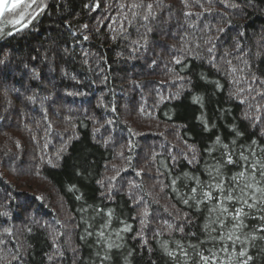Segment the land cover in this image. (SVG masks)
I'll use <instances>...</instances> for the list:
<instances>
[{
  "label": "trees",
  "instance_id": "1",
  "mask_svg": "<svg viewBox=\"0 0 264 264\" xmlns=\"http://www.w3.org/2000/svg\"><path fill=\"white\" fill-rule=\"evenodd\" d=\"M132 2L28 0L1 22L0 264H176L177 244L231 228L214 200L182 201L217 164L227 188L225 151L264 148V0H143L148 21ZM245 212L225 264H264L262 213Z\"/></svg>",
  "mask_w": 264,
  "mask_h": 264
},
{
  "label": "snow or ice",
  "instance_id": "2",
  "mask_svg": "<svg viewBox=\"0 0 264 264\" xmlns=\"http://www.w3.org/2000/svg\"><path fill=\"white\" fill-rule=\"evenodd\" d=\"M186 6V0H184ZM210 4L211 0H207ZM221 3H225V0H220ZM32 3L35 4L36 0H32ZM196 4L203 8V4L200 3V0H196ZM31 5L25 4V9L30 7ZM232 6V5H226ZM20 7V0H0V16H3L5 13L14 12L16 9ZM121 7H127L129 11L132 13L133 17H136L138 13L135 11L139 8H146L147 14L142 17L144 21H148L149 17L153 15L152 9L153 4L148 3L145 4L143 0L140 2H136L133 0L132 3L128 5H121ZM207 12V9H204ZM185 16L199 15L192 12H185ZM24 19V14H20V20ZM124 19L127 21L128 16L125 15ZM13 23H19V21H13ZM121 26H123L121 24ZM86 27V26H85ZM87 39V37H85ZM211 52V48L208 49ZM176 63H181L180 60H176ZM38 75V74H37ZM264 84V81H261ZM249 92L252 91L251 88L248 89ZM257 95L264 98V92H257ZM29 99H34L33 97H29ZM256 108L257 113L260 112V106H254ZM261 117L257 115L254 117L256 122H259ZM217 144H220L219 138L216 140ZM226 150L228 149V145L223 146ZM258 149L257 142L252 141V144L249 146V156H256V151ZM261 153H264V148L258 149ZM249 156H245L243 151L238 154V159H233V153L231 151H225L222 153V162L225 165H235L239 164L241 171L237 172L234 176L229 178L230 182L228 183L227 188L225 187V180L220 173V166L217 164L215 166L216 175L213 176L212 172H209V176L213 183L204 184L201 183L196 177H191L192 180L195 181L197 186H194L190 189V197L183 199L184 204H189V200L191 199L195 205H199L201 203H207L211 201H215V207L210 209V212H218L219 215L215 220L211 221L212 224H217L221 229L225 228V218H230L232 221L231 228L228 229L224 235H220L219 237H215L211 235V232L216 231L215 228H210L208 232V239L206 241H201V243L214 242L213 248L216 247L218 243L220 245L218 251H214L213 248H205L203 251L198 249V245L190 244L191 254L189 251L184 248L183 245L177 244L179 248V253L175 251H168L167 254L170 258L176 261V264H225L223 257H221L220 253H228V248L224 245V241H231L233 245L245 244L249 242V237H245V239H241L240 235L236 233L238 231H242L243 228L246 227L244 224V219L249 213L245 212V208L255 209L262 213L261 215L255 217L258 221L264 222V207H258V205H264V159L257 157L255 160H250ZM139 175V173H137ZM187 175V174H186ZM114 179V178H113ZM175 183V181H173ZM139 187V186H137ZM199 188V193H198ZM213 190H215L216 195L213 196ZM143 198H141L142 200ZM251 201V203L249 202ZM140 201H138L139 203ZM227 203L232 204V209L230 210L226 205ZM239 205V206H237ZM6 215V213L0 214ZM143 215L147 217L149 215L147 209H145ZM109 216H111V212H109ZM187 220V218H185ZM144 223V221H141ZM107 226V225H105ZM171 227V225H169ZM209 228V225L205 226ZM130 228L128 226L125 227L124 231H128ZM179 231L183 232V228L181 227ZM254 231L264 233V223H261L258 228ZM101 236L104 235L103 232L100 233ZM192 235H195L194 233ZM255 235L251 236L250 239H256ZM259 239L264 240V236H260ZM111 248L112 245L109 244ZM233 252H235V248L233 247ZM207 253V255L205 254ZM179 256V259L177 257ZM107 259V257H105ZM252 259L248 255L246 249H241L236 257H233L231 253H229L228 264H249V261Z\"/></svg>",
  "mask_w": 264,
  "mask_h": 264
},
{
  "label": "water",
  "instance_id": "3",
  "mask_svg": "<svg viewBox=\"0 0 264 264\" xmlns=\"http://www.w3.org/2000/svg\"><path fill=\"white\" fill-rule=\"evenodd\" d=\"M27 0H20V5L23 4L24 2H26ZM8 13H5L3 16H0V24L2 22V20L4 19V17L7 15Z\"/></svg>",
  "mask_w": 264,
  "mask_h": 264
},
{
  "label": "rangeland",
  "instance_id": "4",
  "mask_svg": "<svg viewBox=\"0 0 264 264\" xmlns=\"http://www.w3.org/2000/svg\"><path fill=\"white\" fill-rule=\"evenodd\" d=\"M28 1V0H27ZM25 3V2H24ZM3 21V20H2Z\"/></svg>",
  "mask_w": 264,
  "mask_h": 264
}]
</instances>
